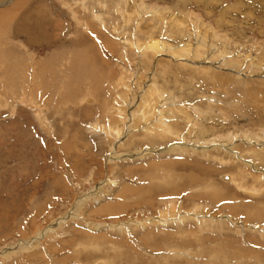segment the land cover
Wrapping results in <instances>:
<instances>
[{
	"label": "rangeland",
	"instance_id": "rangeland-1",
	"mask_svg": "<svg viewBox=\"0 0 264 264\" xmlns=\"http://www.w3.org/2000/svg\"><path fill=\"white\" fill-rule=\"evenodd\" d=\"M32 1L19 12L30 15L25 24L0 35V264H156L153 258L167 253L165 263L209 264L215 254L211 264H256L230 253L229 242L260 250L263 220L245 222L241 213L240 228L252 227H244L245 235L232 222L220 231L209 226L201 245L179 242L175 225L133 231L131 222L161 216L168 198L183 213L192 215L199 205L208 216L236 220L222 202L188 197L184 174L195 163L203 166L198 175L227 196L236 193L240 202L264 205V184L249 188L254 175L264 176V0ZM35 30L44 36L35 38ZM197 35L204 42L199 44ZM227 59L235 63L222 64ZM151 84L172 102L163 111L173 132L160 139L144 136L143 115L136 113L132 125L129 120V100L136 96V105ZM154 117L145 116L150 123ZM110 125L122 128L119 136L109 135ZM139 152H148V160L136 158ZM159 161L174 165V171L157 181L174 185L182 178L179 194L155 195L149 208L132 203L116 217L98 210L116 199L117 182L148 187L139 178L152 171L150 162ZM242 172L249 190L222 177L238 180ZM132 196L124 203L134 202ZM191 219L184 224L186 233L198 228ZM121 222L129 224L130 233L119 230ZM229 237L233 241L226 242ZM33 238L27 248L19 247ZM174 247L184 258H172ZM126 249L127 256L114 260Z\"/></svg>",
	"mask_w": 264,
	"mask_h": 264
},
{
	"label": "bare ground",
	"instance_id": "bare-ground-1",
	"mask_svg": "<svg viewBox=\"0 0 264 264\" xmlns=\"http://www.w3.org/2000/svg\"><path fill=\"white\" fill-rule=\"evenodd\" d=\"M29 1L31 2L32 0H0V35H6L5 33L12 27L11 25H15V26H17L16 24H19V23H24L25 24V21L27 20V18L28 17H30V15H28V17H26L27 16V14H26V12L25 13H23L22 15H20L19 14V12L23 9V7H25L26 6V4H28L29 3ZM34 1V0H33ZM32 1V2H33ZM35 2H37V1H35ZM34 7H36V6H34ZM38 9V8H37ZM33 10H35V9H33ZM33 10H31V11H33ZM28 12V11H27ZM36 12V11H35ZM21 13H22V11H21ZM94 14V13H93ZM247 14V13H246ZM39 19H41V21H43V22H45L44 20H45V18H43V17H39ZM195 20V19H194ZM224 21V20H223ZM28 22V21H27ZM41 25H44V24H41ZM38 25H36V27H37ZM18 27V26H17ZM38 28V27H37ZM36 28V29H37ZM203 29V28H202ZM33 30V29H32ZM202 31V30H201ZM43 32H38L37 30H35V32H34V34H35V38H36V36H44V33L42 34ZM198 33H199V31H198ZM9 34V33H8ZM42 34V35H41ZM7 36V35H6ZM59 36H60V34H59ZM31 37H33V36H31ZM197 37L200 39L198 42H200L199 44H201L202 42H204V37L203 36H199V35H197ZM206 38V37H205ZM222 38V37H221ZM8 39V38H7ZM55 39V38H54ZM56 40V39H55ZM208 40V39H207ZM2 41V40H1ZM107 42H109V41H107ZM149 42V41H148ZM151 43V42H150ZM157 43V40L156 41H154V43L153 44H156ZM152 44V45H153ZM151 45V44H150ZM151 45V46H152ZM158 45V44H157ZM156 45V46H157ZM165 45V44H164ZM210 45V44H209ZM226 45V44H225ZM97 46V45H96ZM141 46V45H140ZM154 46V45H153ZM201 46H203V45H201ZM207 46V45H206ZM189 47V46H188ZM159 48V47H158ZM201 48V47H200ZM11 49V48H10ZM80 49V48H79ZM151 49V48H150ZM186 49V48H185ZM188 49V48H187ZM80 50H82V49H80ZM87 50V49H86ZM152 50V49H151ZM157 50V48H155V51ZM164 50V49H163ZM171 50V49H170ZM216 51H218V50H216ZM220 51V50H219ZM153 52V51H152ZM158 52V51H157ZM170 52V51H169ZM85 53V52H84ZM259 53V52H258ZM147 54V53H146ZM190 54V53H189ZM192 54V53H191ZM219 54V53H218ZM182 55H184V54H182ZM186 55H187V53H186ZM185 55V56H186ZM252 55V54H251ZM4 56V55H3ZM8 56V55H7ZM219 56V55H218ZM223 56V55H222ZM248 55H246L245 57H247ZM212 57V56H211ZM228 58V57H227ZM253 58V57H252ZM195 59V58H194ZM229 59V58H228ZM227 59V60H228ZM232 59V58H231ZM234 59V58H233ZM2 60H5L4 58H2ZM211 60V59H210ZM221 60V59H220ZM223 61L224 63H222V64H234L235 62H234V60L233 61ZM16 61V60H15ZM190 62V61H189ZM252 65V64H251ZM192 66V65H191ZM194 66V65H193ZM207 66V65H206ZM247 66H249V65H247ZM190 67V66H189ZM188 67V68H189ZM208 67V66H207ZM199 68V67H198ZM247 68V67H246ZM256 68V67H255ZM87 69V68H86ZM209 69V68H208ZM213 69V68H212ZM243 69V68H242ZM251 69V68H250ZM255 70V69H254ZM244 71H247L246 69L244 70ZM258 71V70H257ZM213 72V71H212ZM253 72V71H252ZM259 73V72H258ZM242 74V73H241ZM244 74V73H243ZM219 75V74H218ZM234 75V74H233ZM228 76H229V74H228ZM235 77H237V75L235 76ZM240 77V78H239ZM239 79H241L242 77H244V75L242 76V75H239ZM194 78V77H193ZM215 78V77H214ZM219 78V77H218ZM234 79V78H233ZM236 79V78H235ZM263 79V78H262ZM225 80V79H224ZM223 80V81H224ZM227 80V79H226ZM245 80H247L246 78L243 80V81H245ZM221 81V80H220ZM237 81V80H236ZM239 81V80H238ZM259 81H260V79H259ZM226 82V81H225ZM247 82V84H251V82H249V81H246ZM215 83V82H214ZM223 83V82H222ZM243 83V82H242ZM262 83V82H261ZM180 84V83H179ZM235 84V83H234ZM246 84V83H245ZM244 84V85H245ZM152 85V86H151ZM151 85H147V86H145L144 87V90H143V92H142V94H141V96L139 97V99H137V100H139V102L137 103L136 102V105H135V98H136V96H134V98L130 101L129 100V105H127V106H129L128 107V113L129 112H131V117H129V120L131 121V125H132V122H133V120L136 118V117H140L141 118V115H143V117H142V119L144 118L145 119V121L147 122L146 124L147 125H145L146 127H145V130L143 131L144 133V136H148L149 138L151 137V134H153L157 139H160V138H164V137H166V136H168V135H172L171 134V132H173V128L170 126V124L169 123H166V122H164V108L165 107H167V111L169 110V109H171V108H168L169 106L168 105H170V104H172V102H170L169 101V99L168 100H166V99H161V97H163L162 96V93L160 94V92H163V91H161L159 88H157L156 86H155V84H151ZM214 85V84H213ZM262 85H263V83H262ZM242 86V85H241ZM249 86V85H248ZM250 87V86H249ZM216 88V87H215ZM238 90V89H237ZM246 90V89H245ZM131 91V90H130ZM253 91H255V90H253ZM126 92V91H125ZM228 92V91H227ZM233 93V92H232ZM1 94V93H0ZM248 94H250L251 95V93L249 92ZM125 95V94H124ZM155 95H161L160 97H157V99H154V97H155ZM256 95H258V94H256ZM131 96H129V98H130ZM169 97H171V96H169ZM226 97V96H225ZM252 97V96H251ZM250 97V99H252ZM164 98V97H163ZM167 98V97H166ZM226 99V98H225ZM229 99V98H228ZM254 99H257L256 97H254ZM264 99V98H263ZM134 100V101H133ZM162 100V101H161ZM172 100H174L173 98H172ZM261 100V99H260ZM246 101H248V99L246 100ZM245 101V102H246ZM225 102V101H224ZM248 102H250V101H248ZM258 106L260 105V103L258 104L257 102L258 101H254ZM175 103V102H174ZM35 104V103H34ZM212 104V103H211ZM210 104V105H211ZM133 105H135V107L133 108V110L132 109H130V107H132ZM230 105V104H229ZM38 107V106H37ZM36 107V108H37ZM173 107H174V105H173ZM176 107V106H175ZM240 107H242V106H240ZM41 108V107H40ZM39 108V109H40ZM179 108H181L180 106H179ZM183 108V107H182ZM125 110L126 109H124V114H126L125 113ZM178 110V109H177ZM182 110H184V109H182ZM181 110V111H182ZM223 110V109H222ZM118 112H119V118L121 117V119H119L118 118V121H124V119L122 118V115H121V108H119L118 109ZM157 112H158V114H157ZM221 112V111H220ZM41 113V112H40ZM136 113L137 114H140L139 116H136ZM172 113V111H169V114H171ZM201 113V112H200ZM151 114H153V115H151ZM183 114V113H182ZM149 115H150V118H149ZM156 115V116H155ZM190 115V114H189ZM136 116V117H135ZM145 116L147 117L148 116V118L149 119H151L152 117H154V121H153V123H150V121H148L149 119H147V118H145ZM185 116V115H184ZM186 117V116H185ZM125 118V117H124ZM189 119V118H188ZM144 121V122H145ZM152 121V120H151ZM137 122V121H136ZM200 122V121H199ZM118 124V123H117ZM129 124V128L131 127V125ZM149 124V125H148ZM104 126V125H103ZM113 127V129H111ZM106 128V130L109 132V135L110 134H113V135H116V136H119L120 135V132L122 131V128H120V127H118V126H107V127H105ZM108 129H110V130H108ZM131 129V128H130ZM106 135V134H105ZM174 135V134H173ZM134 138V137H133ZM151 139V138H150ZM236 139V138H235ZM68 145V144H67ZM188 146V145H187ZM178 148V147H177ZM184 148H186V146L184 147ZM228 149V148H227ZM174 151H175V149H173ZM185 150V149H184ZM193 150V149H192ZM202 150V149H201ZM162 151V150H161ZM256 151H259V150H256ZM255 151V152H256ZM260 151H262V150H260ZM150 152H152V151H150ZM194 153H196V152H194ZM201 153V152H200ZM205 153V152H204ZM254 153V152H253ZM261 153H263V152H261ZM157 154H163V153H157ZM157 154H154V155H157ZM255 154H257V153H255ZM118 155V154H117ZM148 155H149V153L148 152H139V154L137 155V157L136 158H141V159H146V160H148ZM160 155V156H161ZM209 155V154H208ZM159 156V157H160ZM260 156H262V154L260 155ZM116 157V156H115ZM118 157V156H117ZM135 157V156H134ZM147 157V158H146ZM150 157H151V155H150ZM162 157V156H161ZM162 158H164V157H162ZM260 158V157H259ZM261 158H263V157H261ZM157 159V158H156ZM264 159V158H263ZM149 161H151V160H149ZM151 164H152V171L149 173V175L148 174H142L141 176H140V180H144V182L145 183H147L148 184V187H146V188H141L139 185L138 186H132V187H127V186H121L120 187V185L118 184V182H117V184H116V186L118 187V189L116 190V192H115V197H116V201L114 200L113 202H111V200H108L107 202H105V203H103L104 204V206L101 208L100 207V209L98 208V210H100V211H106V212H110L111 214H113V216H115V215H117V216H119L118 214H122V213H125L126 212V210L128 209V208H131L129 205H131L132 203L133 204H136V206H134V207H150V205H153V207H154V203H153V196H155V195H160V196H164V195H174V194H179V192H178V188L180 187V185H181V179L177 182V183H175L174 185H168L167 183H161V182H158L157 180L159 179L160 180V177L161 176H163V174L164 175H167L168 173H170V175H171V177H172V171H174L173 170V166L174 165H171L170 164V167H169V162L166 164L165 162H162V161H159V162H150ZM172 164L174 163V162H171ZM193 164V163H192ZM188 166V165H187ZM192 166V168H190V172L188 173V174H184V176H185V178H184V180L186 181V182H188L187 184H186V186H188L189 187V189L191 188V190H190V193H187V195H188V197L189 196H192V197H200V198H203L204 200H208L207 198H209V199H211L213 202H214V204L216 203V204H220L221 202H222V204H220V206L222 205V207L223 208H226L227 209V211L228 210H230V212H229V216H231V217H234V219H236V220H232V221H230V219L227 217V218H223V217H220V216H208L209 214H208V212H205V209H203L204 208V206H199V205H196L195 206V208L193 209V212H192V215L190 214V213H188V211H186L188 214H186V212H180V209L179 208H181L180 206H178V202H174V201H172V199L171 198H168V199H166L167 201H162V204H168V207L169 208H167V210H166V212L165 211H161L162 212V214H161V216H159V217H155V218H147V219H133L132 221L133 222H131V225L133 226V231H139V230H143V229H145L146 227L150 230V224L151 225H153V226H165L166 224L168 225V224H170V225H175V227L178 229V231H177V237H178V241L179 242H187V243H189V244H192V242H194L195 244H199V245H201V244H203V242H204V244L206 243V241H205V238H207V236L204 234V231H206V230H211L212 228H215V229H217L218 231H220L223 227H228V226H231L230 225V223L228 224V222H232L233 224H236L237 226H239L238 228H237V226L236 227H234L235 229H238L237 231H238V233H242V234H244L245 235V231H244V233L242 232L245 228L244 227H249V228H252L251 226H249V225H245V224H241V228H240V224L239 223H237L238 221V219L240 218V216H239V214H245L246 216L245 217H248L247 219H249V220H247L246 219V221L245 222H247V221H252L253 222V220L254 219H257V220H263L264 221V205H263V203L261 202V201H257V202H253V203H246V202H244V201H241L240 202V200H237L238 199V197H236L235 195H236V193H233V195H230V196H227V194H225L226 192V190H222V189H218V187L216 186V185H214L212 182H207V181H205V179L203 178V177H200L199 175H198V173L196 172L199 168H201L202 169V167H200L199 165H197L196 163L195 164H193V165H191ZM207 168V167H206ZM205 170H207V169H205ZM247 170V169H246ZM166 171H169L167 174H166ZM203 172H204V170H203ZM241 172V171H240ZM247 172V171H246ZM175 173V172H174ZM248 173V172H247ZM250 173L251 172H249V175H250ZM140 174V173H139ZM209 174V173H208ZM239 175H238V180H236V176H235V178H234V176L232 177V175H223L222 177H223V179H227L230 183H234V185L237 187V188H243V189H248L249 190V188H253L254 190H255V183L257 182V183H259L260 185H261V187H263V184H264V182H261L259 179H261V177H264V176H256V175H254V176H256V178H254V176L252 177L253 178V180L254 179H256V180H254V184L251 186V187H249L248 185H246L247 183H246V178L245 177H247V174L245 173V172H242L241 174L240 173H238ZM252 174V173H251ZM178 175V174H177ZM176 175V176H177ZM202 176V175H201ZM170 178V177H169ZM177 180V179H176ZM107 181V183H110V182H112V181H109V179L108 180H106ZM211 181V180H210ZM248 181V180H247ZM228 182V183H229ZM112 183H114V182H112ZM112 183H110V184H112ZM210 183V184H209ZM262 183V184H261ZM197 184V187H195L194 185H196ZM199 184H201L202 186L200 187V186H198ZM211 184H213V186L211 185ZM244 184V185H243ZM104 185H105V182H104ZM107 185V184H106ZM132 185V184H131ZM223 185V184H222ZM166 186V187H165ZM194 186V187H193ZM225 185H223V187H224ZM188 187H187V189H188ZM193 187V188H192ZM249 187V188H248ZM256 187H257V185H256ZM108 188V187H107ZM168 188L170 189V190H168ZM219 188H220V186H219ZM138 189L140 190V192L136 195V197L133 195L135 192H137L138 191ZM202 192H204V193H206V195H207V197H204L202 194H199V193H202ZM252 192V191H251ZM259 192V191H258ZM15 195V194H14ZM133 195V196H132ZM181 195V194H180ZM127 196H129V198L131 199V196H132V198L135 200L134 202H127V204H125L126 203V198H127ZM87 198V197H86ZM82 199H84L83 197H82ZM159 200V199H158ZM174 200H176V199H174ZM178 200V199H177ZM128 201V200H127ZM198 201V200H197ZM200 201V200H199ZM232 201H233V203H232ZM82 202V201H81ZM80 202V203H81ZM125 202V203H124ZM160 202V201H159ZM209 202V201H208ZM251 202V201H250ZM197 203V202H196ZM261 203H262V206H261ZM159 204V203H158ZM161 204V205H162ZM180 204H181V202H180ZM213 204V203H212ZM160 206V205H159ZM133 207V206H132ZM221 207V208H222ZM144 209V208H143ZM93 210V209H92ZM182 210V209H181ZM140 211V210H139ZM192 211V210H191ZM190 211V212H191ZM159 212V211H158ZM232 212V213H231ZM95 213V212H94ZM174 213L176 214V215H174ZM237 213V214H236ZM106 214V213H105ZM152 214V213H151ZM159 214V213H158ZM103 216H105V215H103ZM112 216V215H111ZM158 216V215H157ZM109 217H110V215H109ZM116 217V216H115ZM190 217H192V219L190 218ZM244 218V217H243ZM120 219V218H119ZM189 219H191L192 221H194L197 225H198V228H197V230H196V232H194V233H186V232H184V230H183V228H184V224H185V222H186V220H189ZM8 223V222H7ZM1 224V223H0ZM121 225H117L118 227H119V230L120 231H124V232H126V233H130L131 232V229L128 227V225L129 224H127L126 222H121L120 223ZM261 225V224H260ZM209 226H211V227H209ZM114 227V226H113ZM196 227V226H195ZM243 227V228H242ZM260 227V226H259ZM51 228H54L53 226L51 227ZM163 228V227H162ZM18 229V228H17ZM153 229V228H152ZM262 229H264V228H262ZM4 230V229H3ZM104 230V229H103ZM105 230H106V228H105ZM159 230V229H158ZM162 230V229H161ZM160 230V231H161ZM151 231V230H150ZM236 231V230H235ZM259 231V230H258ZM261 231V230H260ZM263 232V231H262ZM40 233V232H39ZM123 233V232H122ZM173 233H170L169 234V236L170 235H172ZM41 235V234H40ZM160 235V234H159ZM158 235V236H159ZM7 236H8V234H7ZM121 236H124V238L126 237V235H121ZM175 236V235H174ZM227 236H229V235H227ZM259 236L260 237H263L264 238V232L263 233H259ZM143 237V236H142ZM253 237V236H252ZM251 237V238H252ZM232 237H229V238H227V240H226V242H228L229 240L230 241H233V238L231 239ZM246 238V237H245ZM36 239V238H35ZM34 238L33 239H30L29 241L30 242H21L20 243V246L19 247H21V249H23V248H27L28 246H30L29 244H32V242L35 240ZM38 239V238H37ZM125 239H128V238H125ZM147 239H149L150 240V238H147ZM187 241H186V240ZM247 239V238H246ZM129 240V239H128ZM263 240V239H262ZM28 241V240H27ZM121 241V240H120ZM151 242L153 241V240H150ZM149 241V242H150ZM247 241V240H246ZM250 241V240H249ZM243 242H245V241H243ZM253 242V241H252ZM128 243V242H127ZM132 243V242H131ZM258 243V242H257ZM116 244V243H115ZM125 244V243H124ZM181 245H185L184 243H180ZM215 244V243H214ZM229 244H231L232 246V251L230 252V253H232V252H234V253H238V255H239V257H245L246 259H253V261L254 262H256V264H261V261L260 260H263V262H264V245L262 246V247H260L261 249L260 250H256V249H254V248H248V247H245L244 245H240L241 243L239 242V241H237L236 243H234V242H229ZM255 244V243H254ZM264 244V243H263ZM123 245V244H122ZM131 245V244H130ZM133 245V244H132ZM131 245V246H132ZM171 245V244H170ZM15 246V245H14ZM128 246V245H127ZM149 246V245H148ZM221 246V245H220ZM225 246V245H224ZM261 246V245H260ZM115 246H113V248H114ZM150 247V246H149ZM122 248V247H121ZM153 248V247H152ZM115 249V248H114ZM215 249V248H214ZM223 249V248H222ZM221 249V250H222ZM3 250V249H2ZM8 250V249H7ZM116 250V249H115ZM121 250V249H120ZM127 250L128 249H126L124 252H117L116 254H115V256H114V260L115 259H118V260H122V258L124 257V256H127L126 255V253H127ZM206 250V249H205ZM205 250H201V251H198V253L197 254H199V253H201L202 251H205ZM211 250V249H210ZM130 251V250H129ZM151 251V250H150ZM227 251V250H226ZM225 251V252H226ZM1 252V251H0ZM3 252V251H2ZM1 252V253H2ZM136 252V251H135ZM156 252V251H155ZM160 252V251H159ZM210 252V251H209ZM221 252H223V251H221ZM0 253V254H1ZM169 253H171L170 255H173L172 256V258H174V259H181V258H184V256L186 255V254H184V256H182L181 254H183L182 252H181V250L180 249H178V248H175L174 247V249H172ZM218 253V252H217ZM221 254V253H220ZM181 255V256H180ZM191 255V254H190ZM189 255V256H190ZM208 255V254H207ZM219 255V254H218ZM237 255V254H236ZM212 256H213V258H212ZM215 254H211V256H210V262L212 263L213 261H215V260H217L216 258H215ZM221 256V255H220ZM109 257V256H108ZM193 257V256H192ZM234 257V256H233ZM170 258V256H169V254L167 253L166 255H162V256H160V257H155V258H153V260H152V262L154 263H156V264H162V263H164V264H174L173 263V261H171V260H166V262L167 263H165L164 262V260L165 259H169ZM155 259V260H154ZM243 259V258H242ZM241 259V260H242ZM197 260V259H196ZM108 261V260H107ZM106 261V262H107ZM205 261V260H204ZM203 261V262H204ZM252 261V260H251ZM106 262H105V264H106ZM110 262V261H109ZM151 262V261H150ZM198 262V261H197ZM208 262V261H207ZM228 262V264L229 263H231V262H229V261H227ZM242 262V261H241ZM250 262V261H249ZM211 263H209V264H211ZM244 263V262H243ZM200 264V263H199ZM203 264H207V263H203ZM213 264H215V263H213ZM232 264H235L234 262L232 263ZM247 264V263H246ZM251 264H253V263H251ZM264 264V263H263Z\"/></svg>",
	"mask_w": 264,
	"mask_h": 264
}]
</instances>
